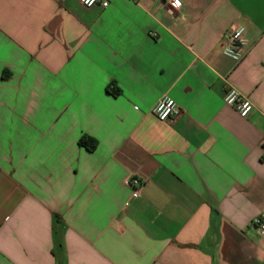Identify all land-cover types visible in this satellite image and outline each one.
Here are the masks:
<instances>
[{"label": "crops", "instance_id": "1", "mask_svg": "<svg viewBox=\"0 0 264 264\" xmlns=\"http://www.w3.org/2000/svg\"><path fill=\"white\" fill-rule=\"evenodd\" d=\"M108 1L0 0V264H264V0Z\"/></svg>", "mask_w": 264, "mask_h": 264}, {"label": "built area", "instance_id": "2", "mask_svg": "<svg viewBox=\"0 0 264 264\" xmlns=\"http://www.w3.org/2000/svg\"><path fill=\"white\" fill-rule=\"evenodd\" d=\"M86 7L100 6L108 8V0H78ZM165 6L176 10L182 7L181 0H161ZM223 54L235 61L237 64L244 61L247 56L245 29L240 26H232L221 36ZM224 102L234 108L242 118H248L254 111L255 105L251 99L233 86H229L224 94ZM152 113L162 122L177 120L183 114L181 107L170 96H163L152 110ZM127 184L133 188L132 198L138 199L145 185L144 181L137 177H131ZM130 203L126 204L129 207ZM251 226L255 228L261 236H264V215L254 218Z\"/></svg>", "mask_w": 264, "mask_h": 264}, {"label": "trees", "instance_id": "3", "mask_svg": "<svg viewBox=\"0 0 264 264\" xmlns=\"http://www.w3.org/2000/svg\"><path fill=\"white\" fill-rule=\"evenodd\" d=\"M79 145L92 152L96 150L98 142L96 139L85 135L80 139Z\"/></svg>", "mask_w": 264, "mask_h": 264}]
</instances>
